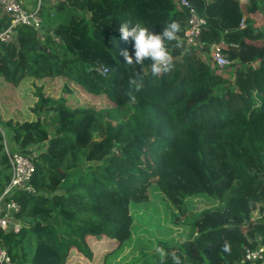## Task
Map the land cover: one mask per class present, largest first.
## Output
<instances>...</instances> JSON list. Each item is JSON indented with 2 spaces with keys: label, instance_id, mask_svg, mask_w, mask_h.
<instances>
[{
  "label": "trees",
  "instance_id": "1",
  "mask_svg": "<svg viewBox=\"0 0 264 264\" xmlns=\"http://www.w3.org/2000/svg\"><path fill=\"white\" fill-rule=\"evenodd\" d=\"M188 1L206 21L202 52L185 46L186 16L175 0L42 3L52 28L43 42L16 26L0 43L4 83L59 79L110 104L69 107L37 87L33 121L0 120L5 140L30 156L37 193L15 195L22 228L2 235L14 264H65L72 253L91 260L93 240L119 248L131 238L130 199L151 179L180 214L192 197L219 204L191 217L178 248L162 244L159 264H174L172 254L180 264H250L241 262L245 246H264V23L254 19L264 18V0ZM125 21L155 33L179 23L178 41L165 42L167 72L123 60L122 49L133 51L118 34ZM8 25L3 16L0 30ZM212 44L230 61L225 73L208 59ZM2 140L0 193L11 175Z\"/></svg>",
  "mask_w": 264,
  "mask_h": 264
},
{
  "label": "rangeland",
  "instance_id": "2",
  "mask_svg": "<svg viewBox=\"0 0 264 264\" xmlns=\"http://www.w3.org/2000/svg\"><path fill=\"white\" fill-rule=\"evenodd\" d=\"M35 5L36 0H28ZM57 0H41L44 5ZM240 5L241 2H240ZM149 60H145L147 66ZM148 69V68H147ZM226 68L221 72L225 73ZM69 87L70 93L64 91ZM39 87L48 97H63L69 107H94L96 109L110 106L101 96L85 93L81 88L59 79H43L33 82L23 80L18 86L12 87L0 80V120L13 122L33 121L31 112L36 101L35 89ZM52 134V129L46 126ZM153 163V162H152ZM148 182L139 194L130 199L129 212L132 216L131 238L115 248L111 241H91L93 252L91 260L72 253L65 264H159L165 250L162 247H179L190 233L191 217L212 205L205 196L189 198L185 201L186 214L178 213L173 204L165 198L157 187ZM163 249V254L157 251Z\"/></svg>",
  "mask_w": 264,
  "mask_h": 264
},
{
  "label": "built area",
  "instance_id": "3",
  "mask_svg": "<svg viewBox=\"0 0 264 264\" xmlns=\"http://www.w3.org/2000/svg\"><path fill=\"white\" fill-rule=\"evenodd\" d=\"M242 3V0H239ZM179 9L183 10L186 22L183 29L182 40L186 47H195L202 52L203 44L200 37L203 27L206 24L205 18L200 16L192 7L188 0H175ZM41 0H36L35 5H31L28 0H0V20L3 16L9 19V25L0 30V43L9 42L12 39L16 26H25L34 31L43 42L52 28L44 24L41 12ZM244 27V22L239 24V28ZM209 61L219 71L226 68L230 61L227 59L222 48L217 44H212L207 50ZM96 71L101 75L107 74L104 66H99ZM0 133L3 137V150L7 155L10 166V179L0 193V264H14L11 260L7 248L3 244L2 235L5 233L17 234L22 228V222L17 218L21 211L20 204L16 201L15 195L18 192L27 194H37L31 186V178L34 172V165L30 156L19 152L14 144L5 140L4 130L0 126ZM264 216V213L259 218ZM254 218L251 219L253 221ZM260 261L264 264V246L258 245L251 248L245 246L242 263H255Z\"/></svg>",
  "mask_w": 264,
  "mask_h": 264
},
{
  "label": "clouds",
  "instance_id": "4",
  "mask_svg": "<svg viewBox=\"0 0 264 264\" xmlns=\"http://www.w3.org/2000/svg\"><path fill=\"white\" fill-rule=\"evenodd\" d=\"M117 30L120 39L131 43L133 49L131 55L128 49L121 50L120 54L126 63L140 65L143 68L144 61L149 60L146 68L153 75L167 72L171 68V55L165 42L178 41L177 33L180 31L178 22L167 23L159 33L151 31L139 22L131 21L122 22ZM157 251L163 254V249L157 248ZM172 259L174 264H180L179 258L174 254Z\"/></svg>",
  "mask_w": 264,
  "mask_h": 264
},
{
  "label": "crops",
  "instance_id": "5",
  "mask_svg": "<svg viewBox=\"0 0 264 264\" xmlns=\"http://www.w3.org/2000/svg\"><path fill=\"white\" fill-rule=\"evenodd\" d=\"M54 3H56V1H52L51 3H49L50 5H53ZM255 22H257V24H262L264 23V18H262L261 15H256L254 16Z\"/></svg>",
  "mask_w": 264,
  "mask_h": 264
},
{
  "label": "water",
  "instance_id": "6",
  "mask_svg": "<svg viewBox=\"0 0 264 264\" xmlns=\"http://www.w3.org/2000/svg\"><path fill=\"white\" fill-rule=\"evenodd\" d=\"M243 2H245V0H242Z\"/></svg>",
  "mask_w": 264,
  "mask_h": 264
}]
</instances>
